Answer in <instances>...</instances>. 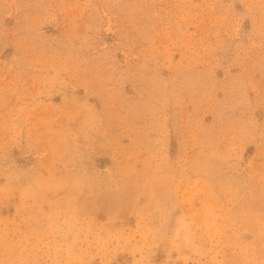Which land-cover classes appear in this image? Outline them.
Wrapping results in <instances>:
<instances>
[{"label":"rangeland","instance_id":"1","mask_svg":"<svg viewBox=\"0 0 264 264\" xmlns=\"http://www.w3.org/2000/svg\"><path fill=\"white\" fill-rule=\"evenodd\" d=\"M0 264H264V0H0Z\"/></svg>","mask_w":264,"mask_h":264}]
</instances>
